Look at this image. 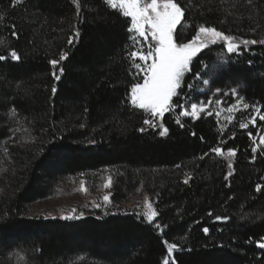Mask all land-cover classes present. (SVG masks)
Masks as SVG:
<instances>
[{
  "label": "trees",
  "instance_id": "16d2710c",
  "mask_svg": "<svg viewBox=\"0 0 264 264\" xmlns=\"http://www.w3.org/2000/svg\"><path fill=\"white\" fill-rule=\"evenodd\" d=\"M177 2L189 26L184 42L201 25L264 40V0ZM129 26L106 0H0V55L20 57L0 61V264H162L164 240L178 244L175 264H264V148L253 151L262 131L222 130L207 114L177 123L179 108L162 117L165 135L145 125L149 116L129 99L139 79L130 74ZM241 50L227 76L264 108V44ZM62 53L57 81L49 61ZM209 57L198 55L192 72ZM217 145L224 155L210 152ZM91 173L111 178L115 204L148 196L156 220L29 215L63 180Z\"/></svg>",
  "mask_w": 264,
  "mask_h": 264
},
{
  "label": "snow or ice",
  "instance_id": "6c2138e0",
  "mask_svg": "<svg viewBox=\"0 0 264 264\" xmlns=\"http://www.w3.org/2000/svg\"><path fill=\"white\" fill-rule=\"evenodd\" d=\"M20 2L21 0H13V6ZM106 3L114 10L119 9L123 17L130 18L128 31L131 33L129 39L133 42V50H131L128 55L132 62V67L135 69V71L130 74L133 75L134 79L136 77H139V79L132 83L129 97L131 105L143 110L149 116V119H145L143 123L155 128L157 126L156 123H154L156 118H162L166 112H171L176 108L180 109V115L197 117V103L190 104L191 111H188L182 103L181 98L187 99V97L183 96L181 91H179L182 87V81L185 75L189 73L197 79L201 77L200 71L192 72L191 65L194 58H196L202 50L223 42L226 46V50L229 53H234L240 46L239 43H233L236 38L226 34L224 31L218 30L217 27L201 25L196 30L195 35L187 40V42H184L182 34L177 31V26L181 25V20L184 16V9L181 8L177 0H106ZM11 27L13 29L12 35L16 36L15 25ZM181 27H183V25H181ZM174 33L176 34L175 40ZM75 35L78 36V32L75 33ZM258 42L264 44V40L257 41L256 39H252L240 41V43L244 45L256 44ZM68 43L72 44L73 40L70 38ZM67 55V53H62L59 59H52L49 61L53 66V76L57 81L60 79V75H57L56 66L60 61L65 60ZM9 57L12 60L20 59L17 52L12 50L9 56L0 55V61H5ZM137 59L140 62H136ZM200 67L206 68L207 65L201 63ZM59 72L61 74L63 73L62 67L59 68ZM186 86L189 88L191 87L190 84ZM56 91V87L53 86L52 93L55 94ZM217 91H219V89H217ZM233 95H236L235 90H233ZM174 98L176 99L174 100ZM206 103L210 105L212 101L208 100ZM221 103V100H216L217 105ZM235 106V104L229 106V111ZM244 108L247 109L248 105L245 104ZM207 114L211 115L212 113L208 112ZM259 120L264 121V115H260ZM250 121L253 128H255L256 116L252 115ZM177 123H179L178 119ZM239 127L241 129H246L248 124L241 122ZM139 131L143 132L145 128H140ZM167 131L168 129L164 128L160 135H165ZM248 135L251 137L252 132L249 131ZM221 143H224V141H221ZM260 143L264 144V138L261 139ZM253 151H255V149H253ZM210 152L224 155L219 145L211 148ZM235 154L234 149H228L227 156L229 158L235 156ZM229 168H231V163H229ZM231 174V171H229L228 175ZM225 179H227V175ZM184 182L187 183V180ZM83 183L84 182L81 181L82 185ZM108 186H110V178L109 183L106 184L105 187ZM260 187V185H257L256 190L260 191ZM103 200L109 202L110 197L105 195L103 196ZM95 206L97 208L101 207L100 204H95ZM146 206L147 210L144 212V217L148 223H152L158 213L153 209L151 203H147L146 201ZM83 215V212H79L77 215V209L73 208L67 216H62L61 218L76 219ZM211 215L212 213L209 212V216ZM228 219L229 218L226 216L215 217L216 221H227ZM155 227L161 233L163 232L159 223H157ZM202 231L208 233L209 228L204 227ZM163 243L167 249V255L162 259V264H170V260L172 264H175L172 253L174 250H178V244L170 243L167 240H164ZM257 246L264 249V238H261V241H257Z\"/></svg>",
  "mask_w": 264,
  "mask_h": 264
},
{
  "label": "rangeland",
  "instance_id": "374dc122",
  "mask_svg": "<svg viewBox=\"0 0 264 264\" xmlns=\"http://www.w3.org/2000/svg\"><path fill=\"white\" fill-rule=\"evenodd\" d=\"M119 10V9H118ZM183 23V17L181 20V25ZM181 25L177 26V31L181 29ZM182 36L186 37L188 35V25L183 24ZM176 39V34L174 33V40ZM233 43H239V49L234 53H229L226 50V46L223 42L212 45L209 48L202 50L209 51L210 59L208 61H203L207 65L206 68H201L200 65L197 69H200L201 77L195 78L193 75L187 78L191 74H186L184 80L182 81V87L179 91L186 96L187 99H183L182 103L188 111H191L190 104L197 103V117L178 115V120L183 117H190L194 120L200 118L202 115L211 112L219 122V127L225 130L230 125H238L241 122L247 123V128H252L258 131H262L258 142L255 144V151L257 153L259 150L264 148V144L260 143L261 139L264 138V121L259 120L260 115H264V108L262 105L255 103H249L246 101L242 94L244 85L239 82H234L230 80L227 76L229 71V66L235 59V55L242 53L241 46L244 45L240 43V40L235 39ZM246 46V45H244ZM216 47L215 49H213ZM138 50V49H137ZM196 58H194L195 60ZM138 60V59H137ZM193 60V62H194ZM139 61V60H138ZM200 63V64H201ZM59 65V64H58ZM58 65L56 66L57 75L60 74ZM192 68V65H191ZM194 73V72H193ZM191 85L187 87L186 85ZM219 89V91H217ZM233 90H235L236 95H233ZM130 99V98H129ZM221 100V104L217 105L216 100ZM211 100L212 103L209 105L206 101ZM235 104L229 111V106ZM247 104L248 108L245 109L244 105ZM135 107V106H134ZM258 110V111H257ZM208 115V114H207ZM252 115L256 116V127L250 121ZM162 118H156L154 123H156L155 128H160L161 131L165 126L161 123ZM148 126V125H147ZM150 127V126H149ZM109 176L100 175V173H91L90 175H77L73 177H68L59 183L51 193L50 196L45 199L36 202L31 206L30 216H41L43 218H61L62 216H67L73 208L77 209V215L79 212H83L84 215L76 219H63V220H79L87 216L100 217L109 213L123 212V213H134L139 216L144 217V212L147 210V203H151L154 210H156L152 200L144 195H133L127 202L120 204H115L112 201V181L110 178V186L105 187L109 183ZM83 181V185L81 184ZM86 189V191H85ZM108 195L110 197L109 202L103 200V196ZM95 202V203H94ZM95 204H100L101 207L97 208ZM157 212V210H156ZM157 218V216H156ZM156 218L152 221L154 222ZM177 250H174L172 257ZM167 255V254H166ZM2 261H7V259H0ZM172 261L170 260V263Z\"/></svg>",
  "mask_w": 264,
  "mask_h": 264
}]
</instances>
